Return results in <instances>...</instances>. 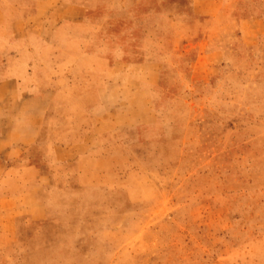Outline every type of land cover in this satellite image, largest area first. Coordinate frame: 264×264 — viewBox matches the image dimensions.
Listing matches in <instances>:
<instances>
[{
  "label": "rangeland",
  "instance_id": "obj_1",
  "mask_svg": "<svg viewBox=\"0 0 264 264\" xmlns=\"http://www.w3.org/2000/svg\"><path fill=\"white\" fill-rule=\"evenodd\" d=\"M124 1L149 41L122 51L113 99L91 115L80 156L102 204L85 208L99 219L91 247L75 259L4 254L0 263L264 264V0ZM103 2L0 0L3 163L49 103L20 92L18 52L32 40L42 56L66 17L83 24L79 46L106 42Z\"/></svg>",
  "mask_w": 264,
  "mask_h": 264
},
{
  "label": "crops",
  "instance_id": "obj_2",
  "mask_svg": "<svg viewBox=\"0 0 264 264\" xmlns=\"http://www.w3.org/2000/svg\"><path fill=\"white\" fill-rule=\"evenodd\" d=\"M123 1L107 0L101 10H95L106 21L105 30H97L101 36L109 34L117 18H127L116 29L113 42L120 51L149 41L141 20L134 28V10ZM72 11L76 17L80 13L79 8ZM82 25L66 17L56 37L43 41L42 56L35 55L32 40L18 52L15 68L22 74L20 92L40 91L48 95L49 103L37 131L18 156L5 164L0 154V256L47 254L75 259L91 247L99 219L85 208L97 207L101 200L93 177L82 179L95 174L94 167L81 159L87 154L83 144L95 126L92 112L113 99L109 79L125 62V54L109 52L107 41L95 38L79 46L74 36Z\"/></svg>",
  "mask_w": 264,
  "mask_h": 264
},
{
  "label": "bare ground",
  "instance_id": "obj_3",
  "mask_svg": "<svg viewBox=\"0 0 264 264\" xmlns=\"http://www.w3.org/2000/svg\"><path fill=\"white\" fill-rule=\"evenodd\" d=\"M126 22H127V18H125V17H124V19L117 18V20L115 21V27L112 28L110 33L108 35H106V36H101V39L102 38H106L107 39L106 40L107 41V47H108L107 49H108L109 52H111V53L114 52V54H116V55H121V56L124 55V52L114 49L115 47H117V44L115 46V43H113V42H115V38H116L115 37L116 33H117L116 29L119 30L120 28H122L123 25L126 24ZM117 36H118V34H117ZM120 38H122V37H120ZM100 222H102V220Z\"/></svg>",
  "mask_w": 264,
  "mask_h": 264
}]
</instances>
